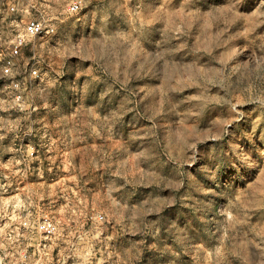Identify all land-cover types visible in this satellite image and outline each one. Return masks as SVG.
Segmentation results:
<instances>
[{
  "label": "rangeland",
  "instance_id": "rangeland-1",
  "mask_svg": "<svg viewBox=\"0 0 264 264\" xmlns=\"http://www.w3.org/2000/svg\"><path fill=\"white\" fill-rule=\"evenodd\" d=\"M25 248L264 264V0H0V264Z\"/></svg>",
  "mask_w": 264,
  "mask_h": 264
},
{
  "label": "built area",
  "instance_id": "built-area-1",
  "mask_svg": "<svg viewBox=\"0 0 264 264\" xmlns=\"http://www.w3.org/2000/svg\"><path fill=\"white\" fill-rule=\"evenodd\" d=\"M79 8L77 3L69 6L71 12H76ZM54 28L52 25H45L41 21L31 20L24 27V34L18 36V42L13 47L10 53V58L7 59L2 72L4 75H10L11 69L14 65L13 58L19 55V50L25 43L26 38L33 39L35 37H41L53 33ZM29 75L31 77L38 76V70L36 67L29 69ZM20 227L29 233H38L44 239H50L57 233V224L53 218L45 216L41 219L31 221L30 219H22L19 223ZM46 245H43L45 248ZM13 264H45L42 252L36 248L33 251H29L27 248L20 250L16 256V261Z\"/></svg>",
  "mask_w": 264,
  "mask_h": 264
}]
</instances>
